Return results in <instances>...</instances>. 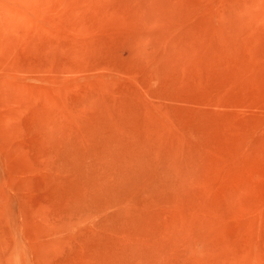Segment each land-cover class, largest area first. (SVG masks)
<instances>
[{
    "label": "rangeland",
    "instance_id": "rangeland-1",
    "mask_svg": "<svg viewBox=\"0 0 264 264\" xmlns=\"http://www.w3.org/2000/svg\"><path fill=\"white\" fill-rule=\"evenodd\" d=\"M14 262L264 264V0H0Z\"/></svg>",
    "mask_w": 264,
    "mask_h": 264
},
{
    "label": "bare ground",
    "instance_id": "bare-ground-1",
    "mask_svg": "<svg viewBox=\"0 0 264 264\" xmlns=\"http://www.w3.org/2000/svg\"><path fill=\"white\" fill-rule=\"evenodd\" d=\"M159 134H161V133H159ZM156 136H157V135H156ZM163 136H164V135L162 134V137H163ZM147 138H148V136H147ZM160 138H161V135H160ZM156 140H157V139H156ZM161 140H162V139H161ZM126 149H127V148H126ZM109 151H111V150H109ZM188 157H189V156H188ZM191 158H192V157L190 156V159H191ZM102 159H104V158H102ZM179 159H180V158H179ZM190 159H188V160H190ZM105 160H106V159H105ZM106 161H107V160H106ZM184 161H185V160H184ZM99 162H100V161H99ZM99 162L97 161V163H95V167H96V165H97ZM71 163H73V162H71ZM101 163H102V161H101ZM122 163H123V162H122ZM179 163H180V162H179ZM194 163H195V162H194ZM73 164H74V163H73ZM102 164H103V163H102ZM178 165H179V164H178ZM195 165H196V164H195ZM100 166H101V165H100ZM98 167H99V165H98ZM98 167H96V168H98ZM86 170H87V169H86ZM89 170H91V169L89 168ZM96 170H98V169H96ZM91 172H92V170H91ZM85 173H86V172H85ZM87 173H88V172H87ZM88 174H89V173H88ZM88 174H85V175H88ZM83 175H84V174H83ZM89 176L93 177L94 175H93V174H92V175L89 174ZM86 177H87V176H86ZM84 178H85V177H84ZM87 178H88V177H87ZM87 178H86L85 180H88L87 183H89V178H90V177H89L88 179H87ZM85 180H84V181H85ZM79 182H80V181H79ZM79 182H78V183H79ZM90 182H91V178H90ZM78 183H77V185H78ZM80 183H81V182H80ZM82 184L85 185V183H82ZM86 185H88V187L90 186L89 184H86ZM80 187H81V185L78 186L79 191H80V189H82V187H81V188H80ZM84 187H85V186H84ZM74 189H75L74 191H78L76 187H75ZM86 189H87V188H86ZM72 190H73V189H72ZM84 190H85V189H84ZM74 191H72V193H71L72 195H73ZM77 193H79V192H76V197H77V196L79 197V194H77ZM81 193H82V190H81ZM74 195H75V193H74ZM74 195H73V196H74ZM73 196H72V197H73ZM78 197H77L76 199H80V198H78ZM74 199H75V197H74ZM9 224H10V222H9ZM12 231H13V230H12ZM16 244H17V243H16ZM19 244H20V243H19ZM17 247H18V246H17ZM18 249H19V248H18ZM14 250H16V248H15ZM20 250H21V249H20ZM22 251H23V250H22ZM23 252H24V251H23ZM13 253L16 255V253H19V252H16V253L13 252ZM14 254H13V255H14ZM15 255H14V256H15ZM14 256H13V257H14ZM16 257L19 258L18 255H16ZM16 257H14V258H16ZM16 259H17V258H16ZM23 259H24V258H23ZM26 260H27V258H26ZM12 261H13V260H12ZM19 261H20V260H19ZM22 261H23V260H22ZM24 261H25V260H24ZM14 263H15V262H14ZM15 264H16V263H15Z\"/></svg>",
    "mask_w": 264,
    "mask_h": 264
}]
</instances>
